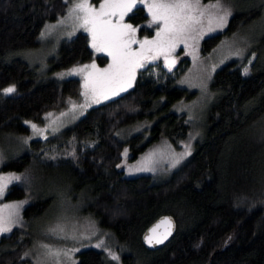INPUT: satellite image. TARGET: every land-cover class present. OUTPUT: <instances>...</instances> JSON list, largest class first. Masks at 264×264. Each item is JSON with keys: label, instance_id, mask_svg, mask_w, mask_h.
<instances>
[{"label": "trees", "instance_id": "16d2710c", "mask_svg": "<svg viewBox=\"0 0 264 264\" xmlns=\"http://www.w3.org/2000/svg\"><path fill=\"white\" fill-rule=\"evenodd\" d=\"M71 1L0 0V139L28 135L26 122L78 94L79 80L62 79V72L95 60L104 64L85 33L63 42L46 66L27 59V53L38 50L45 26L62 16ZM241 3L223 32L203 40L202 56L214 51L224 37L263 19L264 2ZM128 20L136 27L149 16L137 7ZM138 34L149 38L154 31L143 27ZM250 53L255 58L247 75L249 55L226 63L211 78L214 99L201 138L191 158L167 181L157 182L151 175L127 178L118 165L126 149L136 160L161 141L179 149L189 138L186 115L177 111L195 95L177 83L184 66L172 74L141 71L123 95L12 154L1 169L25 176L35 167L44 169L38 172L44 177L43 190L32 198L25 183L16 184L5 200L31 198L23 219L34 223L51 216L59 193L84 195V214L107 233V249L120 257L121 264H264V32ZM10 86L15 91L5 94ZM139 124H146L143 132L126 141L118 137L120 130ZM69 150L75 156L64 158ZM55 155L61 156L53 159ZM164 218L172 221V236L149 247L145 236ZM31 241L24 231L3 235L0 264H29L23 256ZM107 256L104 250L85 249L77 254L78 264H109Z\"/></svg>", "mask_w": 264, "mask_h": 264}, {"label": "rangeland", "instance_id": "374dc122", "mask_svg": "<svg viewBox=\"0 0 264 264\" xmlns=\"http://www.w3.org/2000/svg\"><path fill=\"white\" fill-rule=\"evenodd\" d=\"M242 1L243 0H222L225 6L232 12V15L228 20L240 11ZM77 2H79V0H72L67 11L62 16L45 26L39 38L38 50L27 53L26 55L27 59L33 64L46 66L48 61L57 54L61 44L67 40H71L79 33L87 34L91 42L90 34L85 32L82 28H78L74 21L69 18V10ZM89 2L93 6L98 7L102 0L99 3H94L92 0H89ZM259 2L263 3L264 0H259ZM202 3L208 4L209 2L202 1ZM137 7H143V5H138ZM145 11L147 13V9H145ZM131 14L132 13H129V15ZM128 17H125V22L131 23L128 20ZM150 19L151 18L149 17V20L136 27L139 29L147 27ZM61 21H63V23H61ZM226 26L223 29H217L213 32L205 31V34L198 39L189 40L187 42L188 47H185L183 44L179 45L168 62L161 57L160 59L147 63L145 67L137 70L132 87L128 88L127 91L133 88L141 71L149 70V73L154 75L158 74L160 71H167L168 74H172L173 69H178V66H184L182 67L184 72L179 76L177 83L179 86L186 88L190 92H194L195 95L190 101H187L177 109V111L179 114L186 115V120L191 127V132L189 138L182 142L179 149L166 140L161 141L156 146L149 149L144 156H140L136 160L130 159L133 155L130 150L126 149L127 155H125L124 150L122 161L119 163L118 168L123 170L125 177L133 178L141 175H151L157 182L167 181L175 171L181 168V166L191 158L195 150V145L201 138L207 118V112L214 99L213 93L210 90V80L215 72L226 63L239 58H246V55H249V57H252L248 60V65L245 67L248 69L249 73V66L253 62L255 56L253 57L252 53L248 54V52L250 49L258 46L259 40L264 32V17L255 27L244 29L239 32V34L232 35L231 38L224 37V40L214 49V51L207 56H202L200 50L203 40L209 36L223 32L226 29ZM151 29H153L154 34L148 39H152L155 36L156 26L151 27ZM138 33V39L145 38L140 37ZM133 47L138 46L134 45ZM93 51L96 56H103L104 64H100L95 60L85 65L95 63L98 68L107 67L110 63V58L104 53H98L94 49ZM171 60H174L175 63L171 64L170 67L169 64L171 63ZM184 63L188 64L185 66ZM83 66L84 65L75 66L73 68ZM73 68L62 72L60 77L62 79L73 77L79 80L80 88L76 96L68 97L67 99L60 101L56 106L45 111L36 119L26 122L25 124L28 125L29 129L28 135L21 137L10 136L9 138L0 139V175L11 174L21 177L20 180L12 181L8 185L3 197L0 198V208L5 204H18L24 202L23 206L18 211V215L13 218L11 231L0 233V238L13 231H24L26 234L31 235L32 245L26 252L25 256H23L24 259L28 260L29 264H78L77 254L82 250L89 248L104 250L108 254L107 258L109 264H121L120 257L112 250L107 249L109 245L107 233L104 231L102 232L99 229V226L93 217L84 214V209L87 205L84 195H77L74 198L72 196L66 197L62 192V194L59 193L58 202L56 203L51 216L34 223H28L23 219V211L31 204V198L27 197L16 201L5 200L11 187L16 184L24 185L25 183L30 188L32 198L33 194L38 193V191L42 194L43 188H41V186L44 182V177L38 173L42 172L44 169L38 167L31 170L27 176L16 172H4L1 168L6 159L9 160L10 157H14L12 154L21 152L24 146L27 147L34 140H46L49 137L58 134L64 128L77 122L89 109L98 106L100 103H107L127 92H121L119 95L112 96L107 100L101 98L100 103L93 102L91 95H89L86 100L83 95L85 91L84 76L86 73L68 74ZM33 124H35L37 128L43 129V132H35L31 127ZM145 128L146 124L126 127L124 130L118 132V137L121 140L126 141L135 134L143 132ZM186 152H190V154H185ZM60 156L55 155L53 159ZM64 156H66L64 158H67L74 157L75 155L73 150H69L64 153ZM149 156L151 162L147 166L151 170H137L145 166V158ZM177 160L178 162H176ZM49 174L50 173L47 175ZM36 196L37 195H35V197ZM111 217L115 218V214L113 213ZM60 228H63V231H60ZM54 229L55 231H53ZM97 245H100V247H97ZM49 250L53 253H58V255H49ZM109 252L118 256L119 260H113L109 255Z\"/></svg>", "mask_w": 264, "mask_h": 264}, {"label": "snow or ice", "instance_id": "6c2138e0", "mask_svg": "<svg viewBox=\"0 0 264 264\" xmlns=\"http://www.w3.org/2000/svg\"><path fill=\"white\" fill-rule=\"evenodd\" d=\"M138 5H143L151 18L147 27L156 26L152 39H138L137 33L140 29L125 22V17L133 13ZM231 15V10L222 0L208 4L202 3V0H102L98 7L93 6L89 0H79L69 10V18L78 28L90 34L91 47L109 57L110 63L105 68H98L95 63L76 67L68 74L86 73L83 95L86 100L91 95L93 102L100 103L101 98L110 99L132 87L137 70L145 67L147 63L161 57L168 62L179 45L188 47L189 40L198 39L205 31L223 29ZM134 45L138 47H133ZM174 63L171 60L169 66ZM244 73L248 74L247 68ZM3 91L5 94L13 93L15 86L7 87ZM31 127L37 133L43 132L35 124ZM150 156L145 158V166L137 170H151L147 166L151 162ZM20 179L16 175H0V198L12 181ZM23 203L5 204L0 208V233L11 231L13 218L18 215ZM162 226L165 227L164 232L157 235V229ZM172 227L170 218L162 219L149 230V234L145 236L146 242L149 245L162 244L171 235ZM59 230L63 231V228ZM49 255L58 253L49 250ZM109 255L113 260H119L115 254L109 252Z\"/></svg>", "mask_w": 264, "mask_h": 264}, {"label": "water", "instance_id": "95a60500", "mask_svg": "<svg viewBox=\"0 0 264 264\" xmlns=\"http://www.w3.org/2000/svg\"><path fill=\"white\" fill-rule=\"evenodd\" d=\"M158 223H159V222H158ZM156 224H157V223H156ZM156 224H155V225H156ZM155 225H154V226H155ZM154 226H153V227H154ZM153 227H152V228H153ZM152 228H151V229H152ZM164 230H165V227L162 226L161 228L157 229V233H156V234L158 235V234L164 232ZM173 230H174V226L172 227V231H171V235H170V236H172V234H173ZM147 234H149V231H148ZM170 236H168V238H167L166 240H164L163 243H165V242L170 238ZM145 243H146L149 247H154V245H158V246L161 245V244H155V243H153L152 245H149V244L146 242V240H145ZM163 243H162V244H163Z\"/></svg>", "mask_w": 264, "mask_h": 264}]
</instances>
